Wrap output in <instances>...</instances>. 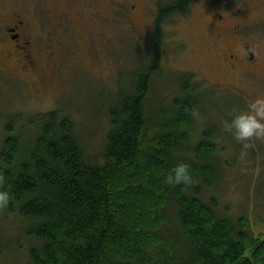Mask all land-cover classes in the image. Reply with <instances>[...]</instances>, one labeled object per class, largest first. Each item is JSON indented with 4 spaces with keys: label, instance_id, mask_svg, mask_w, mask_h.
I'll return each instance as SVG.
<instances>
[{
    "label": "trees",
    "instance_id": "trees-1",
    "mask_svg": "<svg viewBox=\"0 0 264 264\" xmlns=\"http://www.w3.org/2000/svg\"><path fill=\"white\" fill-rule=\"evenodd\" d=\"M189 1L158 12L152 59L107 110L100 164L86 159L75 122L59 110L0 114V190L11 194L0 215L25 239L27 264L264 263L263 235L249 231L245 215L228 220L208 193L220 170L207 129L192 138L200 83L186 77L158 114L146 107L161 69L160 26ZM180 162L193 183L169 185L165 177Z\"/></svg>",
    "mask_w": 264,
    "mask_h": 264
},
{
    "label": "rangeland",
    "instance_id": "rangeland-1",
    "mask_svg": "<svg viewBox=\"0 0 264 264\" xmlns=\"http://www.w3.org/2000/svg\"><path fill=\"white\" fill-rule=\"evenodd\" d=\"M194 2L196 6L185 14L166 20L159 38L161 69L153 81V93L146 107L158 114L159 109L168 107V97L179 93L186 77L190 76L188 83H200V88L193 87L199 115L191 128L192 138L207 129L209 139L218 148L214 159L219 161L220 170L208 193L216 197L218 211L228 220L245 215L249 231L263 235L264 239V138L247 143L238 141L223 125L232 108H245L254 96L264 93V70L258 66L251 72L242 67L230 70L225 61L227 55H221V46L228 39H220L210 26L206 0ZM131 3L136 5L135 25L127 17L133 10ZM19 5L31 12L28 17L33 14L40 27L48 20L57 19L62 25L70 21L73 25L65 30L68 44H77L79 31L80 35H86L91 52L85 63L87 68L78 63L75 48L74 51L70 48L66 54H60L59 66L64 70L33 75H9L0 70V114H8L7 119L13 109L31 114L59 110L75 122L86 159L100 164L109 129L107 110L117 90L154 54L156 36L152 32L154 17H148L149 0H123L119 12L105 4V10L97 15L84 13L82 5L75 4L69 9V21L65 16L56 17L64 6L61 0H0V9ZM62 34L57 32V38ZM6 119L0 121V126ZM9 218L0 215V259L27 264L25 239Z\"/></svg>",
    "mask_w": 264,
    "mask_h": 264
},
{
    "label": "flooded vegetation",
    "instance_id": "flooded-vegetation-1",
    "mask_svg": "<svg viewBox=\"0 0 264 264\" xmlns=\"http://www.w3.org/2000/svg\"><path fill=\"white\" fill-rule=\"evenodd\" d=\"M61 1L64 6L61 7L62 4L59 6L61 8L56 17L65 16L67 21L71 16L69 9L75 4L82 5L84 13L95 15L105 10V4H109L113 11L118 12L120 5L123 4V0ZM176 1L172 0L174 3ZM206 2L209 4L210 26L220 39H228L226 44L221 46V55H227V59L225 58L227 67L232 71L242 67L251 72L250 69L256 66L264 70V0H206ZM178 4L180 5V2ZM196 4L194 0H190L186 11ZM135 6L134 3L130 4L133 10L127 15L132 25L136 23ZM148 7L150 8L148 17H154L155 28L158 12L161 14V10L166 8V1L149 0ZM29 13L31 12H28L22 5L13 9H0L1 71H6L9 75L22 73L33 75L34 72L64 70L59 66L60 54H66L67 49L70 48L72 50L75 48L73 51L80 61L78 63L87 68L85 63H88L91 51L87 47L86 35H80L81 33L78 31L77 44L71 46L67 40L69 35L65 32L73 25L70 21L68 24L62 25L57 19H54L56 23L53 20H48L46 25L40 27V22L34 21L33 14L28 17ZM42 20L40 21L42 22ZM166 22L165 20L160 26L163 32ZM77 28L81 27L78 25ZM154 28H152V32ZM57 32L63 33L58 37L60 40L56 36ZM82 54H84L85 61L81 59Z\"/></svg>",
    "mask_w": 264,
    "mask_h": 264
},
{
    "label": "clouds",
    "instance_id": "clouds-1",
    "mask_svg": "<svg viewBox=\"0 0 264 264\" xmlns=\"http://www.w3.org/2000/svg\"><path fill=\"white\" fill-rule=\"evenodd\" d=\"M192 114L199 115V109L193 106ZM228 119L223 121L224 130L231 132L238 141L251 142L254 138H264V93L254 96L245 108H232ZM190 165L184 162L173 165L165 177L169 185H190L193 177ZM11 199L9 191L0 190V208L6 207Z\"/></svg>",
    "mask_w": 264,
    "mask_h": 264
}]
</instances>
